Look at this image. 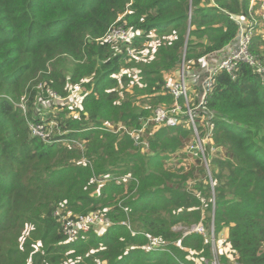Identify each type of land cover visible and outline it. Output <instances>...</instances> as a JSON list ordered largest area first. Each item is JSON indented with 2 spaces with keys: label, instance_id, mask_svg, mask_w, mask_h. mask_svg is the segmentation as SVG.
Masks as SVG:
<instances>
[{
  "label": "trees",
  "instance_id": "16d2710c",
  "mask_svg": "<svg viewBox=\"0 0 264 264\" xmlns=\"http://www.w3.org/2000/svg\"><path fill=\"white\" fill-rule=\"evenodd\" d=\"M249 2L0 0V264H212L208 237L174 229L199 223L208 229L211 222L214 240L227 229L235 264H264L262 26L250 46L261 67L241 60L231 72L216 70L206 110L199 111L211 113L214 124L213 185L198 157L203 179L196 185L194 169L163 167L170 155L157 148L176 151L177 133H190L183 125L157 129L144 153L127 133L103 126L137 129L154 106L172 103L166 79L181 63L198 67L230 44L238 33L235 19L249 16ZM112 24L135 33L131 55L97 40ZM152 36L153 58L141 59L133 85L145 77L146 95L134 105L120 98L119 88L134 80L129 70H138L136 56L148 51ZM77 84L84 91L76 106L57 104ZM22 96L28 114L16 106ZM43 101L51 111L59 108L54 120L64 139L81 142H48L33 133L31 126L39 124L56 131L43 119L49 116L39 109ZM88 213L111 223L102 234L92 228L66 241L60 217ZM218 259L228 263L225 254Z\"/></svg>",
  "mask_w": 264,
  "mask_h": 264
},
{
  "label": "built area",
  "instance_id": "2783aa9c",
  "mask_svg": "<svg viewBox=\"0 0 264 264\" xmlns=\"http://www.w3.org/2000/svg\"><path fill=\"white\" fill-rule=\"evenodd\" d=\"M263 2V0H261ZM263 13H262V19H258L256 15L251 11L249 12L248 18H238L235 19L238 23V33L235 37L237 40V48L232 53H229L227 56L219 60V62L213 67V70L211 71L209 77L204 81L203 87L198 92H195V96H197V101L194 103L193 101H190V91H189V84L187 81V75L186 71L184 69V66L182 65L179 69H177V77L176 78H169L164 83V90L166 93H169L172 98V105L170 107H162L159 106L153 110V112L146 117H141L139 119L140 124L139 128L137 129H130L129 127H126L125 125L118 124L119 127L112 125V132L118 133L124 132L127 133L129 136L133 138V141L135 140L139 143H142L145 138V129L148 125H154V126H167V127H174L179 124L180 116H178V113L180 112L181 105H185L187 108L182 110V113L186 114L187 117L190 118L193 133H194V140L186 145V152L194 153L196 157L201 159V163L203 164L205 168V173L207 175V178L211 185H213L212 177H211V170H210V155L216 150L215 147H212V137H213V130H214V124L209 119L212 114L208 115H202L199 111L206 110L205 102H206V93L210 90L212 86V76L216 72V70L224 68L228 72H231L235 65H237L241 60L248 62L251 66L258 68L261 67L260 63L256 60V58L251 54L250 46L252 42V38L254 35V32L256 30L257 25H263L264 26V2L262 5ZM249 10H251V7H249ZM135 33L131 32L129 29L125 28L124 25H118V24H112L109 29L106 31V33L99 39L101 41H105L113 45V47H119L122 45L125 47L126 53L128 55H131L134 51L132 47V41L134 38ZM234 39V40H235ZM210 57H207L204 59H210ZM202 61V62H204ZM47 93L49 97H52L55 100H59V98L55 92L51 91L50 89H47ZM49 103V101H48ZM191 104V105H190ZM198 115H201L202 118L205 119L206 122V131L203 135L200 134L199 129L196 127L195 119L198 117ZM181 122V121H180ZM50 125L52 126L55 122L50 121ZM104 126V125H103ZM32 130L34 134L40 135L35 130L34 127L41 128V132L45 134H51L49 132H44V125H32ZM57 130L59 129V125L55 123V127ZM104 128L108 129V127L104 126ZM110 131V130H109ZM58 133H61V131H58ZM44 140L53 139V136L45 137V135H40ZM74 141V140H73ZM146 141V140H145ZM147 142V141H146ZM148 143V142H147ZM149 147V143H148ZM62 222V230L63 234L67 241H75L78 239L79 235L83 232H87L90 229L96 227V226H102L104 224L109 225L111 221L105 217L96 215L94 213H88V214H78L75 216L67 215L66 217H63L61 220ZM107 225H104L107 226ZM194 226L189 231H184V234L190 233V232H197L203 235L209 236L211 242L214 241V228L212 225L208 227V229H205L204 226L199 224H194ZM175 228V227H174ZM212 264H222L219 259L214 255Z\"/></svg>",
  "mask_w": 264,
  "mask_h": 264
},
{
  "label": "rangeland",
  "instance_id": "374dc122",
  "mask_svg": "<svg viewBox=\"0 0 264 264\" xmlns=\"http://www.w3.org/2000/svg\"><path fill=\"white\" fill-rule=\"evenodd\" d=\"M252 10H253L252 7H251V10H249V8H248V12H251ZM260 26L261 25H257L256 29L258 27H260ZM257 34L258 33H255V35H257ZM153 39H156V37L152 36V40H149L146 43V44L150 45L148 51L147 52H143L142 55H137L136 56L140 60L138 62V67H137L138 70L135 71V72L132 71V70H129L130 75L134 76L133 77L134 80L131 81L130 83L124 85L123 88H122V86L119 88V89H123L119 93L120 98L122 100H126V99L131 100V101H133L134 105L139 104V99L142 98L143 95H146V94H141L142 93L141 89L145 88V77H143L141 82H139L138 88H134L133 85H134L135 81H139L137 73L144 67V64H142L141 59L142 58H146V59L153 58V54H152V51L154 49ZM115 48L119 49V47H115ZM182 65L184 66V69L186 71L185 73H186V75L188 77V74H189L188 70L191 69V68H188L187 66H185L184 64L181 63L180 66H182ZM36 88H41V84H38L36 86ZM83 91H84V87L81 84H77L75 86H71L70 96L67 99H64L63 101H59L57 104L65 103V104H67V107H69V109H72V108H74L76 106L77 102L79 101V97L82 96V92ZM189 91H190V101H193L194 103H196L197 96H195V92H197V89H194L193 87H190ZM57 99H59V98H57ZM44 100H46V99H44ZM37 102H38V105H39V101L34 102V104L36 105ZM117 103H120L119 99L117 100ZM171 105H172V103H170V104L169 103L168 104L161 103V104H158V105L154 106L153 110L155 109V107L156 108L159 107V106L170 107ZM16 106H18L22 110V113L28 114V107H27V105L24 102V96L21 97L20 102H18V104H16ZM48 106H50L48 104V101H43L41 103V105L39 106V109H42L41 112H43L46 115L49 114L48 117L45 116L43 118L44 121H46L48 123L50 121H52V122H55V123L58 124V122L54 120V117H55V115H57L59 113V111H60L59 108L55 107L51 111V107H48ZM143 106H147V104L143 103ZM185 108H187L185 105H181L180 112L178 113V116H180V119H181L180 121L181 122L179 121V124L177 126L183 125L186 129L190 130V133L188 134L187 137H184V138L182 137V135H180V133H177L178 138H180V141L177 139L179 141L180 145L178 146V149L176 151L168 152L167 149L161 150L160 147H158L157 150L160 151V154L170 155L168 159H162V162L164 164L163 167L165 169H175L174 171H176L177 173H187L191 169H194L192 171V179L193 180H191V183L193 185H196L197 183H199L203 179V171L200 170V165L201 164L197 163V160H196L197 157L195 156V154L191 153V152L187 153L186 149H185L186 145L188 143L192 142L194 140V138H195L190 118L187 117L186 114L182 113V110L185 109ZM34 109L36 110V108H34ZM152 112H150L146 116H149ZM72 114H74L73 111L71 112V115ZM39 115H42V114L39 112ZM146 116H143V117H146ZM55 123L52 126L50 125V123L48 125H50L51 128H54L55 127ZM195 123H196V127L197 128H199V126L202 128L200 130L201 134H204L205 131H206L205 119L202 118L201 115H198V117H196V119H195ZM103 125L108 127V130H110V132H112V125H113L112 123H108L107 122V123H104ZM177 126H174V127H177ZM117 127H119V125H117ZM160 127H166V126H163V125H159V126L148 125L147 128L145 129V135H144L145 140L148 142V140L150 138V135H152ZM35 130L37 132H35ZM41 130H42V127L41 128L34 127V132L35 133H39L40 135H45V137L53 136V139L47 140L48 142H60V141L81 142V140L78 139V138L76 140H74V141L72 139L65 140L64 137H63L65 131H61V133H58V130L56 129V131L54 130L53 133L50 131L51 134L49 135V134H45V133L41 132ZM118 130L119 129H117V133H114V132H112V133L119 134ZM44 132H46V131L44 130ZM119 135L121 136V134H119ZM145 140L142 143H139L136 140H135V142L133 141L134 146L137 147L139 152H141V153H144L146 151L149 152V147H148V143L149 142L147 143ZM180 153H182L183 156H179V155H181ZM152 154H153V152L150 153V155H152ZM112 175H114L113 176L114 180H117L118 182L122 181L120 179H116V178H119L120 176H117L114 173ZM114 177H116V178H114ZM123 180H126V179H123ZM67 215H70V214H67ZM67 215L61 216L60 220H62L63 217H66ZM100 216H103V214L100 215ZM104 225H107V224H104ZM104 225L96 226L93 229L96 230L99 234H102L105 231L104 230ZM174 227H175L174 229H176V230H182L183 229V231H186V230L189 231L194 226L182 227L180 224H177ZM105 228H107V227H105ZM26 231L27 230L24 231L25 234H27ZM226 231H227V229L223 228L218 233V238L216 240H214L213 243H212V251H213L214 255L217 257V259H218V256H219L220 253L221 254H225L226 258L228 259V263L230 264V263H233L234 261L232 260V256H231L230 251H229V244L225 241L226 235H227ZM206 237L209 238V236H207V235H206Z\"/></svg>",
  "mask_w": 264,
  "mask_h": 264
},
{
  "label": "crops",
  "instance_id": "0c3cea01",
  "mask_svg": "<svg viewBox=\"0 0 264 264\" xmlns=\"http://www.w3.org/2000/svg\"><path fill=\"white\" fill-rule=\"evenodd\" d=\"M264 2V1H263ZM263 2L261 0H250L249 7H252V12L258 17V19H262V13H263ZM263 28L264 26L261 25ZM237 48V43L235 41H232L230 44H228L222 51H220L218 54L211 56L210 59L205 60L200 64V66L189 69L187 81L190 87H193L194 89H197L199 92L201 88L203 87L204 81L209 77L211 71L213 70V67L225 56H227L229 53H232ZM177 77V71L170 76L169 78L173 79ZM167 78L166 80H168ZM166 82V81H165ZM227 232V231H226ZM227 236V235H226ZM222 263V261H221ZM226 264V263H222ZM229 264V263H227ZM235 264V262L230 263Z\"/></svg>",
  "mask_w": 264,
  "mask_h": 264
},
{
  "label": "water",
  "instance_id": "95a60500",
  "mask_svg": "<svg viewBox=\"0 0 264 264\" xmlns=\"http://www.w3.org/2000/svg\"><path fill=\"white\" fill-rule=\"evenodd\" d=\"M233 41H235L236 43H237V40L235 39V40H233ZM210 225H212V227H213V222H211V224Z\"/></svg>",
  "mask_w": 264,
  "mask_h": 264
},
{
  "label": "clouds",
  "instance_id": "9594fccd",
  "mask_svg": "<svg viewBox=\"0 0 264 264\" xmlns=\"http://www.w3.org/2000/svg\"><path fill=\"white\" fill-rule=\"evenodd\" d=\"M108 226V225H107ZM106 227V226H105ZM66 239V238H65ZM68 242H70V241H68Z\"/></svg>",
  "mask_w": 264,
  "mask_h": 264
}]
</instances>
